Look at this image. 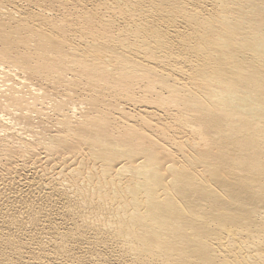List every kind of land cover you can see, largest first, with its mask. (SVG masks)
Listing matches in <instances>:
<instances>
[{
	"label": "bare ground",
	"instance_id": "bare-ground-1",
	"mask_svg": "<svg viewBox=\"0 0 264 264\" xmlns=\"http://www.w3.org/2000/svg\"><path fill=\"white\" fill-rule=\"evenodd\" d=\"M5 1L0 0V157L18 158L20 168L31 161L35 172L0 188V264L54 258L147 264L153 253L177 256L176 264H252L261 258L264 0H214L216 12L202 16L200 25L207 28L197 32L206 39L198 50L204 65L187 85L148 66L162 58L156 53L164 33L157 31L151 43L137 40L135 31L125 38L102 33L66 42L67 28L53 23L51 10L30 12L42 18L30 26L27 18H14ZM178 7L189 21L199 17ZM77 19L92 29L90 14L80 12ZM126 103L173 111L189 137L176 145L150 121L129 125L114 117ZM171 145L186 163L177 161ZM37 154L43 164L59 160L62 166L68 159L67 172L37 170ZM100 195H108L121 213L127 207L132 223L124 224V214L113 232L139 240L142 247L132 258L111 238L106 222L94 224L74 203L76 197ZM225 243L252 251L225 256Z\"/></svg>",
	"mask_w": 264,
	"mask_h": 264
},
{
	"label": "rangeland",
	"instance_id": "rangeland-1",
	"mask_svg": "<svg viewBox=\"0 0 264 264\" xmlns=\"http://www.w3.org/2000/svg\"><path fill=\"white\" fill-rule=\"evenodd\" d=\"M173 2L174 5L167 4V2L151 3V0H7L4 2V6L7 10L11 9L12 12H14L12 14L14 18L18 16L27 18L25 23H28L30 26L38 24L36 22L34 23V21H39L40 19L39 22L42 21V18L35 16L39 18V20H36L33 15H30L31 13L35 14L39 9L51 10V14L57 16L53 23L57 22V25H61L59 21H62L67 28L63 33L66 42L72 41V43H77V38L80 37V35L92 37V34L100 36L102 33L109 35L113 34L114 36L119 33L120 38H125V36L130 35V31H135L139 36L137 40H145L147 43H151L157 31L159 33H164L165 36L163 35V40L167 44L162 40L163 43L159 47L160 50L156 53L157 56L162 58L150 62L148 66L157 68L156 71L163 70L164 75H167L170 81H174L179 85H187L189 75L197 68H201L204 65V61L201 60L202 56L198 50L199 47L203 46L206 39H204V35H197V32H200L201 28H207V26L200 25L199 21L202 19V16L204 19H207V16L215 13L216 11L214 10H216L217 7L214 0H175ZM178 6L185 7L187 9V11H185L186 13L188 11H191L190 14L193 13V11L199 13V17H197L198 20L195 19L194 22V20L189 21V19L184 18L183 16L185 15L183 14L185 13L182 12L183 14H180ZM83 11L88 15L90 14V19L93 21L94 28L91 26L92 29L89 30L88 28L83 29L81 27L77 18L80 12L83 13ZM25 14L30 15V18L28 16L26 17ZM31 17H33V19ZM30 20H34L33 23ZM24 25L23 27L27 24ZM160 36H162V34H160ZM129 39V41L135 42L131 37ZM73 40L76 41L73 42ZM143 61L145 65L146 60ZM119 108L121 109L122 107ZM123 108L124 112L122 114L115 112L114 117L120 116L127 120L129 125L138 122L139 119L150 121L151 126L156 127L158 132L165 131V135L176 145L189 137L188 131L190 130L187 127H179L176 125L173 111L165 112L162 109L144 104L133 106L131 103H126ZM175 125L179 128L177 129ZM151 130L152 129H148L147 131L150 132ZM171 151H174L175 157L180 164L187 162L182 153L177 151L175 147L172 146ZM65 157V155H60L58 158ZM41 158L42 155L39 154L33 157V159H37L36 164L40 166L37 170L44 166L43 172L46 173V175L51 174L52 176H60L56 174L57 171L66 173L69 168V166H67L69 162L68 159L60 166L59 160L43 164ZM7 162L10 164H7ZM30 162L31 161H27L25 166L20 168L23 162L18 158L7 159L6 157H0V188L4 185H12L13 180L17 181L20 179L25 171L35 172L32 170ZM51 165H54L53 168H50ZM72 166H75V164H72ZM111 196L114 197L115 195L112 194ZM114 202L115 201L108 198V195H100L90 199L82 196V198L76 197L74 199V203L77 207L80 210H85L87 214L90 215V220L93 221L94 224H103V222H106L108 226L107 230L111 238L116 240L123 253L132 258L133 252L138 251L142 245L139 240L133 236L126 237L121 231L113 232L114 228L117 226V218L123 217L124 214V224L130 225L132 223L126 215L127 207L121 213L119 212L120 207H116ZM113 206H115L117 210H115ZM134 228L137 230L136 226H134ZM232 246L233 245L225 243L220 253L229 256L231 252L235 254L236 257H239L242 253H246V251H252L251 246L240 244L237 249ZM176 260L177 256L161 257L153 253L149 258V262L147 261V264H176ZM248 262L252 264H264V254L261 255V258L256 259L254 263L251 261ZM28 263L73 264L61 258H58V260H56V258L47 259L38 263L30 261ZM137 263L142 264L139 262Z\"/></svg>",
	"mask_w": 264,
	"mask_h": 264
}]
</instances>
